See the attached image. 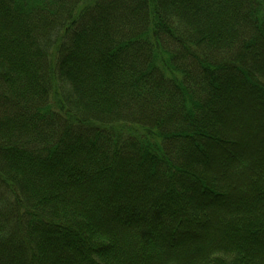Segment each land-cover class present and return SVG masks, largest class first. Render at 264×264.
I'll return each mask as SVG.
<instances>
[{"label": "trees", "instance_id": "1", "mask_svg": "<svg viewBox=\"0 0 264 264\" xmlns=\"http://www.w3.org/2000/svg\"><path fill=\"white\" fill-rule=\"evenodd\" d=\"M263 59L264 0H0V264L263 262Z\"/></svg>", "mask_w": 264, "mask_h": 264}, {"label": "rangeland", "instance_id": "2", "mask_svg": "<svg viewBox=\"0 0 264 264\" xmlns=\"http://www.w3.org/2000/svg\"><path fill=\"white\" fill-rule=\"evenodd\" d=\"M262 66H259V67H261V68H258V69H262V68H264V59L262 60ZM263 70V69H262ZM244 88V87H243ZM225 93H224V95H226L225 96V98H226V101H224V103L226 104V105H228V104H234V102H235V100H236V98H235V96H238L240 93L239 92H236V91H234V86L233 85H230V86H227V87H225ZM242 89V88H241ZM229 94V95H228ZM235 98V99H234ZM250 99H252V98H250ZM238 101V100H237ZM254 103H255V101L254 100H250L248 103H245L244 104V101L243 102H241L240 103V105H238V113H240V115L242 114V117H244V118H242V120H241V118H240V120L242 121V122H246L245 120H246V115H248V114H250L251 113V110L253 111L254 110V107H256L255 105H254ZM235 110H237V108H234ZM233 111V110H232ZM264 112V111H263ZM262 112V113H263ZM230 116H229V118H228V116H226L225 117V123H228L227 124V126H229V125H232V124H236V121L235 120H233V121H231L230 120ZM244 120V121H243ZM237 131V132H236ZM236 131H233V132H231L234 136H235V138L236 139H238V141L240 140V145L239 146H236L237 148L236 149H238V150H244V148H245V150L247 149V148H249V147H246V146H248L247 145V142H245V140H244V134H246V133H243V132H240L239 130H236ZM206 147H207V149L209 150V152L210 153H218V152H222L223 154H224V156L226 157V156H228L229 154H228V151L226 150V149H224L225 147H224V145L223 144H217L216 142L214 143V141L213 140H208L207 142H206ZM262 149H264V143L262 144V143H260V142H258L256 145H254L253 147H252V150L254 151V150H257V151H259V150H262ZM224 156H222V157H219L218 159H217V161H221L222 160V158L224 157ZM205 159H206V156H205ZM211 165L212 166H215L214 165V162L213 163H211ZM214 168V167H213ZM213 168L210 170V171H212L213 170ZM216 168V167H215ZM214 168V169H215ZM220 175V174H219ZM188 195H190V194H188ZM191 196V195H190ZM253 213V212H252ZM252 213H249L250 215L252 214ZM252 252V251H251ZM250 253V252H249ZM240 259L242 260L241 261V263L243 262V264H264V261L263 262H259L258 261V259H256V258H254L253 256L251 257V258H248V257H246V256H244L243 254H240ZM249 261V262H248Z\"/></svg>", "mask_w": 264, "mask_h": 264}]
</instances>
